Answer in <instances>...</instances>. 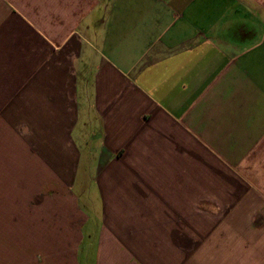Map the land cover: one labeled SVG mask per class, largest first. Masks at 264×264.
<instances>
[{
  "label": "crops",
  "instance_id": "1",
  "mask_svg": "<svg viewBox=\"0 0 264 264\" xmlns=\"http://www.w3.org/2000/svg\"><path fill=\"white\" fill-rule=\"evenodd\" d=\"M0 264H264V0H0Z\"/></svg>",
  "mask_w": 264,
  "mask_h": 264
}]
</instances>
